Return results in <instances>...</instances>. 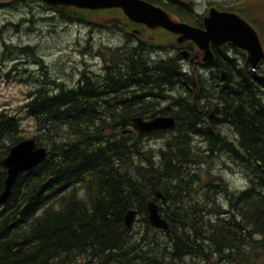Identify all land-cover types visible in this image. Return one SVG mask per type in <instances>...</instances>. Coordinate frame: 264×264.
<instances>
[{"label": "trees", "instance_id": "trees-1", "mask_svg": "<svg viewBox=\"0 0 264 264\" xmlns=\"http://www.w3.org/2000/svg\"><path fill=\"white\" fill-rule=\"evenodd\" d=\"M174 4L171 11L181 19L194 17L190 7ZM57 10L65 18L80 20L78 13ZM194 19L195 24L201 22ZM132 37L138 40L132 42ZM128 38L129 45L110 48L107 58L103 56L105 74L83 70L73 87L44 78L28 91L24 107L36 124L34 138L48 154L19 175L9 200L0 205V263L186 264L187 256L200 262L223 256L227 262L258 264L252 258L264 257V84L244 63L228 56L230 48H214V60L202 64L213 79L208 87L201 82L200 93L210 92L209 99L222 103L224 120L235 130L244 156L228 139L219 141L218 135L203 130L211 106H194L192 72L183 67L182 57L177 53L152 60L146 52L160 50V45L141 42L135 35ZM16 50L36 57L29 46ZM261 66L264 61L259 71ZM163 100L174 106L160 105ZM158 114L177 118L175 127L154 133L135 128L134 118ZM128 128L135 131L124 133ZM166 134L165 145L145 143L150 135ZM193 134L206 135L210 145L194 150L198 145ZM22 138L19 117L0 110V159ZM217 152L238 163L252 182L232 191L222 184L226 211L216 207L213 198L186 196V178L193 182L201 168L196 175L188 169L213 162ZM6 176L0 167V193ZM215 184L210 188L220 191ZM149 201L165 205L160 211L170 231L162 244L157 236L153 241L147 235L134 240L125 224L127 212L136 210L147 227L162 231L152 228Z\"/></svg>", "mask_w": 264, "mask_h": 264}, {"label": "rangeland", "instance_id": "rangeland-1", "mask_svg": "<svg viewBox=\"0 0 264 264\" xmlns=\"http://www.w3.org/2000/svg\"><path fill=\"white\" fill-rule=\"evenodd\" d=\"M155 1L160 6H169L170 11L174 8L175 2H179L180 5L182 3L185 6L183 7L184 10H187L186 6L190 7L194 17L201 20L212 6L219 10L236 11L251 22L260 33L264 43V0ZM63 8L66 9L65 13H78L80 20L65 18L57 10L62 8H55L40 0H0V110H7L19 117L21 129L27 138L34 137L37 134V128L34 119L28 115L24 105L28 101V91L36 88L38 81L44 78L49 80L52 78L61 82L65 81L69 86L80 78L79 75L83 70L90 74H93V72L100 74L102 73L100 69H105L103 56L109 54L108 50L110 48L129 45L130 38L128 37L132 35L149 41L148 43L152 42L157 46L160 45L163 49L166 47V52H163V49L148 50L146 53H149L152 60L163 59L178 53L175 50L171 52L169 50L172 46L180 45L171 32L143 28L142 25L129 20L121 9ZM194 17H185L184 20L195 25L196 19ZM123 24L126 26H123ZM136 39L131 38L132 42ZM25 46L33 49V53L36 54L35 59L26 54H20L19 50H16ZM233 49L228 52L230 54L228 56L232 58V54H236L240 59V63H244L245 52L240 50L241 54L233 51ZM183 62L185 67L188 68L187 62ZM263 68L264 66H262ZM192 69L196 71L195 80L198 81V88L201 86V82L204 87H208L212 81V75L209 72L211 70L204 69L199 65L198 68L193 66ZM8 72L11 74H8ZM197 91L199 92L201 89ZM198 96L200 97V95ZM160 102L163 106L171 104L168 100ZM223 124H219L220 130L230 132L233 138L235 130H230L231 127L225 120ZM220 125L222 126L220 127ZM159 136H148L145 143L151 146L164 145L168 134L165 137L163 135ZM194 141L198 145L194 147V150L201 151L202 149L204 151V146L210 145L207 142L206 135H195ZM216 154L215 157L212 156L214 157L213 162L200 164L199 166L193 165L190 168L191 171L188 169L190 173L196 175L195 170H197V167L201 168L198 175L193 176V182L186 178L185 185L190 193L187 192L186 196H190L189 198H202V200L213 198L211 202H215L214 205L219 207L220 210L226 211L228 202L222 192L224 187H222V184L227 185L229 191H232L244 189L252 182L248 181L244 172L240 170L238 163L233 162L232 159L229 160L226 154H219V152ZM183 173L182 176H185ZM251 173L250 170V176H252ZM216 176L218 179H215ZM214 179L215 181H213ZM207 181H213L210 182L212 185L219 184L221 190L214 192V188H210L212 187L210 183L206 184ZM202 185L206 187L205 190H201ZM163 201L165 200L163 199ZM159 205L165 206L162 203H159ZM134 217L133 224L131 226L126 225L130 227L134 240L139 239L142 235L145 237L147 235L148 239L153 241L157 236L158 242L163 243L167 231H164V229L155 231L147 227L146 222L137 212ZM152 228L156 229L153 226ZM145 231L148 233L143 234ZM261 258L262 261L255 257L252 260L262 264L264 263V257L261 256ZM185 262L186 264L189 262L197 264H242L240 262H227L223 259V256H213L209 260L201 262L187 256Z\"/></svg>", "mask_w": 264, "mask_h": 264}, {"label": "water", "instance_id": "water-1", "mask_svg": "<svg viewBox=\"0 0 264 264\" xmlns=\"http://www.w3.org/2000/svg\"><path fill=\"white\" fill-rule=\"evenodd\" d=\"M56 8L70 7L74 9H121L129 20L142 24L151 29H165L175 36L179 44L193 42L202 53V61L211 62L214 53L210 46L215 44L220 47L230 43L245 52L244 66L246 71L258 82L264 83V73L258 72L261 61H264V45L258 30L236 11L218 10L210 7L204 15L203 27L195 26L187 21H182L174 13L149 0H40ZM186 57L187 50L180 51ZM192 80L195 81V72L192 71ZM226 73L221 70V77ZM220 110L219 106L213 107L209 113L212 121L221 120L222 117H213ZM134 123L142 132L167 130L175 126L172 115H157L146 119L142 116L134 118ZM125 129L124 133L131 132ZM234 144V143H233ZM48 154L45 146L38 145L35 138H24L9 149L8 154L0 159V167L6 169L7 176L4 190L0 193V204H6L12 193L19 175L39 165ZM158 196L161 192L158 191ZM136 210H129L126 214L125 224L131 226ZM148 218L152 226L170 231V225L160 213V205L155 201L148 203ZM1 264H9L2 262Z\"/></svg>", "mask_w": 264, "mask_h": 264}, {"label": "flooded vegetation", "instance_id": "flooded-vegetation-1", "mask_svg": "<svg viewBox=\"0 0 264 264\" xmlns=\"http://www.w3.org/2000/svg\"><path fill=\"white\" fill-rule=\"evenodd\" d=\"M177 4L176 5H178V7H179V5H180V3L179 2H176ZM181 5H182V3H181ZM219 10V9H218ZM122 11V10H121ZM143 26V28H147V29H151V28H149V27H146V26H144V25H142ZM195 26H199V27H203V24H202V20H201V22L199 23V24H195ZM152 30H164V29H152ZM138 40V39H137ZM139 40L142 42H147L146 40H143L142 38H140L139 37ZM149 42V41H148ZM147 42V43H148ZM236 48L234 45H232V44H230V43H226L225 45H223V46H220V47H218V46H216L215 44H211V46H210V48H211V50H212V52L214 53V58H215V49H222V50H224V48H230V50L231 49H233V48ZM161 49H163V47H160ZM159 48V49H160ZM215 48V49H214ZM183 49H185V50H187V54H186V57H182V59H183V61H186L187 62V64H188V69L190 70V72H192V71H194V69H192V67L193 66H195V67H197L198 68V65L199 66H201V67H203V65L202 64H208V63H211V62H208V63H205V62H203L202 61V53H201V51L197 48V46L193 43V42H186V43H184V44H181V47H178L175 51L176 52H178V54H180V51L181 50H183ZM236 49H238V48H236ZM178 50V51H177ZM193 50V51H192ZM239 51H240V49H238ZM233 51H234V49H233ZM237 50H235V52H236ZM228 52H230V51H227V54L228 55H230ZM244 52V51H243ZM242 54V53H241ZM232 56H234L235 57V59H237V61L238 62H240L239 60V57L236 55V54H232ZM200 57V58H199ZM199 59V60H198ZM244 61H245V57H244ZM204 69H209V68H206V67H203ZM101 70H103V71H101ZM100 71L101 72H103V73H100V74H96V75H103V74H105V72H106V70L105 69H100ZM260 71H263L264 72V69H262V66L260 67ZM227 76V75H226ZM225 76V77H226ZM220 77H221V72H220ZM224 77V78H225ZM222 78V77H221ZM223 78V79H224ZM193 81V80H192ZM197 82L198 81H193V85L195 86V91H194V95H193V97H192V102H193V104H194V106L196 107V108H198L199 106H203V105H206V103L208 102L209 104H210V106L211 107H209V110H208V112H207V116H206V118L202 121V126H203V130L204 131H206V132H208L210 135H219V132H222L221 130H219L220 128H219V124H222V125H224L222 122L224 121L223 120V118H224V115H223V113H222V110H223V108H222V103L221 102H219L218 100H216L215 98H213V99H209V97H207L206 98V95H204V94H201V93H199L197 90L198 89H200V87L198 88V85H197ZM76 83V82H75ZM75 83H73V84H71L70 85V87H73V86H75L76 84ZM264 84V83H263ZM198 95H200V97L198 96ZM215 106H219L220 107V110H219V112L217 113V114H214L213 115V117H218V116H221L222 117V119L221 120H215V121H212L210 118H209V112L213 109V107H215ZM217 122V123H216ZM219 122V123H218ZM222 125H220V127L222 126ZM219 128V129H218ZM231 130V129H230ZM211 132V133H210ZM232 135L230 134V132H226L225 134H224V137L226 138V139H231L232 137H231ZM233 138H235V137H233Z\"/></svg>", "mask_w": 264, "mask_h": 264}, {"label": "bare ground", "instance_id": "bare-ground-1", "mask_svg": "<svg viewBox=\"0 0 264 264\" xmlns=\"http://www.w3.org/2000/svg\"><path fill=\"white\" fill-rule=\"evenodd\" d=\"M36 3V2H35ZM28 5V4H27ZM51 12V11H50ZM77 20V19H76ZM175 49V48H174ZM193 51V50H192ZM174 56H176V55H171V56H169V58H171V57H174ZM116 57V56H115ZM106 58H107V56H106ZM165 58H168V57H165ZM165 58H163V59H165ZM200 58V57H199ZM183 60V59H182ZM199 60V59H198ZM116 61V60H115ZM184 63V62H183ZM186 63V62H185ZM183 67H185V64H184V66ZM89 68V67H88ZM187 68V66L185 67V69ZM101 71H103V70H101ZM194 72H196V71H194ZM258 72H260L259 71V67H258ZM103 73V72H102ZM264 73V72H263ZM96 75V74H95ZM197 75V74H196ZM194 79H195V75H194ZM213 79V78H212ZM198 80V79H197ZM256 80V79H255ZM261 83V82H260ZM203 86V85H202ZM195 91V90H194ZM200 92V91H199ZM210 92L206 95V98L207 97H211L210 95ZM162 103V102H161ZM171 103V102H170ZM160 105H162V104H160ZM172 107V106H171ZM222 108H223V106H222ZM168 111V110H167ZM210 113V112H209ZM171 115V114H170ZM175 119H177V118H175ZM223 120H224V118H223ZM217 123V122H216ZM219 123V122H218ZM223 123V122H222ZM135 126V125H134ZM178 126V125H177ZM135 128H136V126H135ZM134 130V129H133ZM167 130H171V129H167ZM167 130H156V131H152L151 133H154V132H159V131H167ZM220 130V129H219ZM135 131V130H134ZM138 131V130H137ZM221 131L222 132H219V141H221V139L223 140V139H225V140H227L225 137H224V134L226 133L225 131H223L222 129H221ZM211 133V132H210ZM147 135V134H146ZM151 136V135H150ZM149 136V137H150ZM154 136V135H153ZM160 137V136H159ZM162 137V136H161ZM155 139V138H154ZM229 140V142L231 143V145H233L234 147H235V149H237L241 154H243L244 156H246L245 154H244V152H243V150L241 149V147L237 144V142L235 141V139L234 138H231V139H228ZM223 142V141H222ZM229 143V144H230ZM234 143V144H233ZM155 144H157V143H155ZM165 145V144H164ZM159 146V145H158ZM227 153V152H226ZM221 154V153H220ZM227 156V155H226ZM242 168V167H241ZM150 202V201H149ZM161 212V211H160ZM165 217V216H164ZM135 218V217H134ZM166 231V230H165ZM4 263H9V262H4ZM1 264V263H0ZM9 264H11V263H9ZM76 264H80V263H76Z\"/></svg>", "mask_w": 264, "mask_h": 264}]
</instances>
